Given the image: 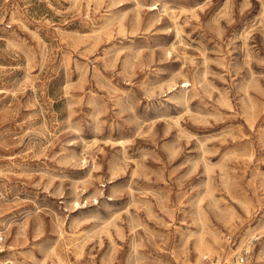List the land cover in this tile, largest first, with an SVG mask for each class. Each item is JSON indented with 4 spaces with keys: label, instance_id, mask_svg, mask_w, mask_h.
Instances as JSON below:
<instances>
[{
    "label": "rangeland",
    "instance_id": "rangeland-1",
    "mask_svg": "<svg viewBox=\"0 0 264 264\" xmlns=\"http://www.w3.org/2000/svg\"><path fill=\"white\" fill-rule=\"evenodd\" d=\"M0 238V264L253 238L264 264V0H0Z\"/></svg>",
    "mask_w": 264,
    "mask_h": 264
},
{
    "label": "built area",
    "instance_id": "built-area-1",
    "mask_svg": "<svg viewBox=\"0 0 264 264\" xmlns=\"http://www.w3.org/2000/svg\"><path fill=\"white\" fill-rule=\"evenodd\" d=\"M253 241H254V238L249 239L241 247L235 248L233 255L229 259L216 258L215 264H248ZM225 242L227 243V245H234L235 239L231 234H227L225 237ZM205 259L209 261L212 260V258L208 256H206Z\"/></svg>",
    "mask_w": 264,
    "mask_h": 264
},
{
    "label": "bare ground",
    "instance_id": "bare-ground-1",
    "mask_svg": "<svg viewBox=\"0 0 264 264\" xmlns=\"http://www.w3.org/2000/svg\"><path fill=\"white\" fill-rule=\"evenodd\" d=\"M184 84H185V83H184ZM185 85H186V84H185ZM210 251H215V249L213 248V246H211Z\"/></svg>",
    "mask_w": 264,
    "mask_h": 264
}]
</instances>
